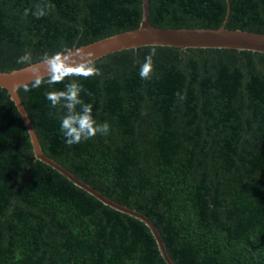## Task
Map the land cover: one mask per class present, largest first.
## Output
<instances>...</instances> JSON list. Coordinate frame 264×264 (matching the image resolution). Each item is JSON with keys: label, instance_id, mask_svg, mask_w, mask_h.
Listing matches in <instances>:
<instances>
[{"label": "trees", "instance_id": "obj_1", "mask_svg": "<svg viewBox=\"0 0 264 264\" xmlns=\"http://www.w3.org/2000/svg\"><path fill=\"white\" fill-rule=\"evenodd\" d=\"M44 3L53 7L35 18ZM141 18L142 0H0V72L135 30ZM148 21L264 34V0H148ZM152 47L20 86L43 153L148 218L175 264H264V53L156 46L151 76L141 79ZM25 52L30 61L17 63ZM90 65L100 74L81 75ZM72 81L97 123L110 125L107 136L66 144L65 110L46 93ZM0 264H166L143 222L36 159L1 87Z\"/></svg>", "mask_w": 264, "mask_h": 264}, {"label": "water", "instance_id": "obj_2", "mask_svg": "<svg viewBox=\"0 0 264 264\" xmlns=\"http://www.w3.org/2000/svg\"><path fill=\"white\" fill-rule=\"evenodd\" d=\"M154 45L176 47L183 50L189 48L235 49L238 51L264 53V34L229 30L223 26L218 29L155 28L148 21V0H142V18L140 26L137 29L116 34L94 43L72 49L67 53L54 56L50 59L57 57L59 59L54 60L51 67L42 60L18 70L0 72V87L7 90L10 100L14 103L29 134L36 159L58 171L70 182L94 196L102 204L143 222L152 233L164 262L166 264H175L168 256L159 232L148 218L133 209L105 197L96 189L75 177L56 161L45 156L34 132L33 125L17 92L20 86L33 82L36 74L42 79L51 76L53 71L56 74L69 71L114 52Z\"/></svg>", "mask_w": 264, "mask_h": 264}, {"label": "clouds", "instance_id": "obj_3", "mask_svg": "<svg viewBox=\"0 0 264 264\" xmlns=\"http://www.w3.org/2000/svg\"><path fill=\"white\" fill-rule=\"evenodd\" d=\"M35 7L36 11L32 14L35 18L40 19L47 14L46 10L51 9L53 5L44 3L43 5L37 4ZM29 11V9H25L24 15L27 16ZM155 55L156 46L154 45L149 54L145 56L144 62L140 66L139 76L141 79L150 78L153 71V57ZM30 59L31 54L25 52L24 55L18 58L17 63L24 64L30 61ZM43 59L51 67L54 60H58L59 58L50 59L45 56ZM99 74V69H97L94 65H90L81 75L88 77ZM66 75L67 73L56 74V72L53 71L48 83L52 84L62 81ZM35 77L33 87H39L41 79L38 74H36ZM81 92H86V90L78 82L72 81L65 85L64 90L50 91L46 93V99L50 101L52 107L55 108L59 106L65 110L63 115L59 116L60 131L63 134L64 140L68 146L87 141L95 137L97 134L107 136L110 132V125L107 122L97 123V121L93 118V105L85 103L80 98Z\"/></svg>", "mask_w": 264, "mask_h": 264}]
</instances>
